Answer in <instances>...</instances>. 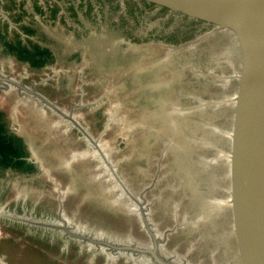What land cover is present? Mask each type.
Returning <instances> with one entry per match:
<instances>
[{
	"label": "water",
	"instance_id": "95a60500",
	"mask_svg": "<svg viewBox=\"0 0 264 264\" xmlns=\"http://www.w3.org/2000/svg\"><path fill=\"white\" fill-rule=\"evenodd\" d=\"M0 33L53 56L0 43L44 172L0 169V264H264V0H0Z\"/></svg>",
	"mask_w": 264,
	"mask_h": 264
},
{
	"label": "trees",
	"instance_id": "16d2710c",
	"mask_svg": "<svg viewBox=\"0 0 264 264\" xmlns=\"http://www.w3.org/2000/svg\"><path fill=\"white\" fill-rule=\"evenodd\" d=\"M82 2H80V6ZM105 4L104 2H99ZM115 10L116 6H110ZM135 11L138 8H133ZM91 11L90 3L85 12L88 15ZM53 15V12H52ZM27 31V30H26ZM27 33H31L27 31ZM5 36L0 33V43H3V53L7 56L13 57L21 63L28 64L31 68L40 69L52 61V54L48 49H41L37 46H24L21 42H6ZM27 147L23 140L15 135L9 133L7 129V122L3 114L0 112V169L13 170L22 173H29L34 170V166L27 163Z\"/></svg>",
	"mask_w": 264,
	"mask_h": 264
},
{
	"label": "rangeland",
	"instance_id": "374dc122",
	"mask_svg": "<svg viewBox=\"0 0 264 264\" xmlns=\"http://www.w3.org/2000/svg\"><path fill=\"white\" fill-rule=\"evenodd\" d=\"M0 112L3 114L4 119L7 122V129L9 131V133H11L12 135H15V136H17L23 140L24 144L27 147V153H28V157L26 158L27 159L26 161H27V163H30L32 166H34V170L32 172H29V173H22V172H17V171H13V170H5V171H8V172H11L13 174L22 176L24 178H29V177L44 174L33 150L31 149L30 145L28 144L27 140L25 139L24 135L22 134L21 130L19 129L17 124L14 122V120L11 118V116L7 113V111L4 109V107L1 105V103H0Z\"/></svg>",
	"mask_w": 264,
	"mask_h": 264
}]
</instances>
